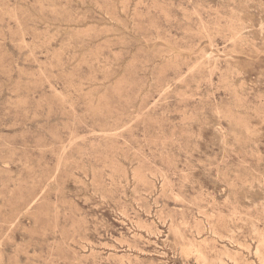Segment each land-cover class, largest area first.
<instances>
[{
    "label": "rangeland",
    "instance_id": "1",
    "mask_svg": "<svg viewBox=\"0 0 264 264\" xmlns=\"http://www.w3.org/2000/svg\"><path fill=\"white\" fill-rule=\"evenodd\" d=\"M263 237L264 0H0V264H264Z\"/></svg>",
    "mask_w": 264,
    "mask_h": 264
},
{
    "label": "bare ground",
    "instance_id": "2",
    "mask_svg": "<svg viewBox=\"0 0 264 264\" xmlns=\"http://www.w3.org/2000/svg\"><path fill=\"white\" fill-rule=\"evenodd\" d=\"M135 36V35H134ZM145 40V39H144ZM249 58V57H248ZM194 67V66H193ZM161 94V93H160ZM158 99V98H157ZM218 112V111H217ZM231 217V216H230ZM253 225V224H252ZM213 230V229H212ZM258 231V230H257ZM260 231V230H259ZM215 233V232H214ZM234 233V232H233ZM262 233V232H261ZM264 238V237H263ZM219 239V238H218ZM216 240V239H215ZM238 244V243H237ZM240 244V243H239ZM180 250V249H179ZM189 251V250H188ZM196 251V250H195ZM258 251V250H257ZM237 252V251H236ZM190 253V252H189ZM235 258V257H234Z\"/></svg>",
    "mask_w": 264,
    "mask_h": 264
}]
</instances>
